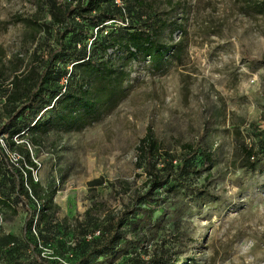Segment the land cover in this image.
<instances>
[{"label": "rangeland", "instance_id": "rangeland-1", "mask_svg": "<svg viewBox=\"0 0 264 264\" xmlns=\"http://www.w3.org/2000/svg\"><path fill=\"white\" fill-rule=\"evenodd\" d=\"M115 1L127 10L125 22L96 28L83 22L84 31L127 39L136 29L161 27L160 42L168 48L163 62L110 50L128 74V95L112 112L102 108L101 119L82 131L51 133L41 147L16 137L21 148L12 151L8 132L0 133L12 163L25 160L27 145L35 181L47 187L56 180L57 225L39 249L55 261L81 264L92 241H103L126 213L115 250L89 264H137L139 258L143 264L172 243L171 264H264V0ZM37 9V0H0V85L10 87L13 75L39 68L49 46H57L49 9ZM16 15L51 24V32L13 23ZM73 61L62 57L56 67L72 70ZM2 104L0 129L7 119ZM148 129L177 164L189 155L184 145H201L190 156L188 178H170L150 195L144 161L137 167V147ZM245 148L255 152L252 169L245 166ZM12 180L0 160V198L16 209L0 206V238L19 239L0 250V264L15 258L25 264L31 258L21 246L27 212L15 202ZM137 196L145 198L135 202Z\"/></svg>", "mask_w": 264, "mask_h": 264}, {"label": "trees", "instance_id": "trees-1", "mask_svg": "<svg viewBox=\"0 0 264 264\" xmlns=\"http://www.w3.org/2000/svg\"><path fill=\"white\" fill-rule=\"evenodd\" d=\"M71 1L69 4H61L57 0H37V13L47 7L53 18V26H57V46H49L47 60L40 63L39 68L33 66L13 75L10 87L0 85V101H3L1 110L7 118L0 133L4 135L8 132L5 142L12 151L21 148V143L15 140L16 137L27 139L33 147H41L51 133L82 131L101 119L102 108L112 112L127 97L124 84L128 74L123 66L117 65L116 59L109 53L110 50H124L130 60L143 56L157 63H162L168 53L166 45L160 42L161 27L136 29L128 34L127 39L115 32L100 37L102 34L99 31L90 36L89 30L84 31L83 22L95 28L115 20L125 22L127 10L115 0H87V3L86 0ZM139 4L144 5L142 1ZM12 22L30 27L39 26L40 30L49 32L52 29L51 24L38 21L35 17L16 15ZM132 29L127 24L125 31ZM68 34H71V42H66ZM62 57L74 60L72 70H68L67 65L64 68L56 67ZM260 62L264 63L263 60ZM64 80H67L66 84ZM23 132L25 133L21 135ZM183 148L189 155L185 161L177 164V159L162 148L152 129L147 130L137 147V167L141 168L144 161L148 184L151 186L148 195L159 189L168 179L180 175L185 180L193 172L190 156L201 148L200 142L195 146L184 145ZM22 149L25 160L19 159L12 163L0 143V160L4 161L13 177L12 192L15 202L23 204L27 212L22 227L21 246L30 251L31 258L25 264H62L44 258L39 249L40 244L38 245V242H49L57 225L56 214L59 207L55 204L58 193L56 180L51 179L47 187L36 182L31 169L36 168V164L30 157L28 146L24 145ZM243 152L247 162L245 166L254 168L255 152L246 148ZM207 160L211 163L210 155H207ZM159 164L161 169H158ZM100 182L96 180L93 184ZM144 198L137 196L135 202ZM13 202L0 198V206L16 212ZM126 215L123 213L117 223L111 224V231L103 234V241H92V248L80 258L81 264H89L92 258L102 257L115 250L121 239L119 231ZM16 243H19V239L11 235L3 236L0 238V250ZM175 245L172 243L169 249H163L162 256L157 255L150 261L142 260L143 264H171L167 258L174 252ZM10 256L6 255V260L9 261L10 258L7 257ZM137 261V264L141 263L140 258ZM189 262L191 261L182 264ZM13 264L22 262L15 258Z\"/></svg>", "mask_w": 264, "mask_h": 264}, {"label": "built area", "instance_id": "built-area-1", "mask_svg": "<svg viewBox=\"0 0 264 264\" xmlns=\"http://www.w3.org/2000/svg\"><path fill=\"white\" fill-rule=\"evenodd\" d=\"M64 83H67V80H64ZM10 158V157H9ZM11 161V158H10ZM12 162V161H11ZM41 251H42V256L46 259H49L51 261H55L56 259L53 257L52 253L50 251H48L47 249H45L44 247H41ZM62 264H68L62 261H59Z\"/></svg>", "mask_w": 264, "mask_h": 264}]
</instances>
